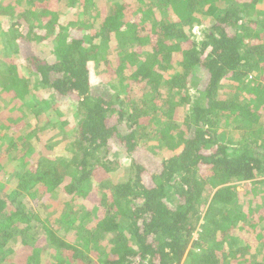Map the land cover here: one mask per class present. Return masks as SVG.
<instances>
[{
    "label": "trees",
    "instance_id": "16d2710c",
    "mask_svg": "<svg viewBox=\"0 0 264 264\" xmlns=\"http://www.w3.org/2000/svg\"><path fill=\"white\" fill-rule=\"evenodd\" d=\"M50 1L0 0V264H264V0Z\"/></svg>",
    "mask_w": 264,
    "mask_h": 264
},
{
    "label": "rangeland",
    "instance_id": "374dc122",
    "mask_svg": "<svg viewBox=\"0 0 264 264\" xmlns=\"http://www.w3.org/2000/svg\"><path fill=\"white\" fill-rule=\"evenodd\" d=\"M97 2H98V4H104V0H97ZM50 4L52 5V6H54V2L51 0L50 1ZM69 11V10H68ZM66 13H68V12H66ZM68 17H72V15H69ZM68 19V18H67ZM199 29H200V27L199 28H197V27H195L194 28V34H196V35H198V32H199ZM0 35H1V31H0ZM45 55H47V53H45V54H43V56H45ZM9 106V105H8ZM8 106H5L4 107V110H3V112H7V113H12V109H8ZM6 118H8L7 116H5ZM146 156H147V154H145ZM148 156L147 157H143L142 159H140V158H137V156H135V160L136 161H138V162H141V163H148ZM4 163V165L7 163V159H6V161H4L3 162ZM127 160H125V161H123L122 162V166L121 167H125V165H127ZM118 169H120L116 174H112L111 175V180H112V182H118V181H123L124 180V175H125V173H123V169L122 168H118ZM6 179H10V177H1L0 178V180L2 181V180H6ZM259 180H264V176L263 177H260V178H258V179H256V181H259ZM247 183H249V182H239V183H236V188H237V190L238 191H240V190H242L243 189V186L245 185V184H247ZM11 184L12 183H9V181H8V185L11 187ZM91 193H92V191H91ZM88 198H90V199H93L92 200V202L90 201V200H87L86 198H84V199H81L80 200V202H82V204H85V205H87L90 209L91 208H96L97 207V204H94V203H96L95 202V200L96 199H94L92 196H89ZM55 202H57L56 203V205L55 206H57V205H60V208H59V210L60 209H62V207H63V204L61 203V202H59L58 201V199H57V201H56V199L55 200H53L52 201V204L53 203H55ZM91 205H92V207H91ZM55 206H50V205H48L47 204V208H45L44 207V204H42V205H40V204H38V205H35V209H36V211L37 212H39L40 214H48V213H51V211L53 210V208L55 207ZM46 209V210H45ZM58 215H59V213H58ZM58 215H56V213L55 214H53L52 216H58ZM259 229V232H260V228H258ZM243 232H245V231H241V232H239L238 234L237 233H235V234H237V237L239 236V235H241ZM256 235V231H254V233L252 232V233H249V234H247V235H245L246 237H247V239L249 240V239H253L254 238V236ZM197 236H196V234H194V238H196ZM239 238V237H238ZM238 238H236V239H238ZM240 240V239H239ZM248 240H246L245 238L243 239V240H240V244L241 243H243V242H245V243H248ZM249 244L251 245L252 244V241L251 240H249ZM96 262H97V264H99L98 263V261L96 260Z\"/></svg>",
    "mask_w": 264,
    "mask_h": 264
}]
</instances>
